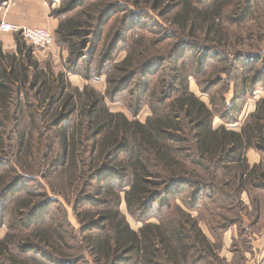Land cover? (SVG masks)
<instances>
[{
	"label": "trees",
	"instance_id": "trees-1",
	"mask_svg": "<svg viewBox=\"0 0 264 264\" xmlns=\"http://www.w3.org/2000/svg\"><path fill=\"white\" fill-rule=\"evenodd\" d=\"M60 1L51 14L59 19L54 33L68 49V69L85 56L83 39L89 35L90 53L96 52L113 16L109 27L117 24L119 31L101 54L107 61L120 35L136 28L139 11L133 9L145 7L165 19L172 34L144 38L147 46L139 54L130 50L114 66V77H107V92L126 90L137 75L165 61L170 82L160 80L157 96L149 90L151 114L144 121L110 111L87 88L77 110L79 92L65 90L61 75L60 90H31L47 83L32 61V46L15 36V52L0 49V225L8 229L0 239V264H79L84 258L90 264H218L217 244L230 227H236L238 240L231 260L223 261L233 264L240 257L237 264H243L246 235L264 227V96L239 130L227 124L237 123L246 100L264 87V46L254 42L264 36V25L260 34L234 37L227 20L251 12L255 0ZM168 39L174 41L163 44ZM241 46L247 48L235 49ZM217 67L231 87L221 75L200 83ZM189 76L210 94L208 103L189 90ZM142 83L129 92L133 115L148 93L149 83ZM219 85L222 90L210 93ZM215 117L221 121L217 127ZM250 148L262 156L252 166L244 157ZM54 176L61 188L50 181V190L64 201L71 193L77 228L66 221L59 200L39 204L38 193L26 188L38 177ZM245 193L251 205L246 223L240 216L248 210ZM122 201L141 223L137 231L119 210ZM50 202L58 214L44 213Z\"/></svg>",
	"mask_w": 264,
	"mask_h": 264
},
{
	"label": "rangeland",
	"instance_id": "rangeland-1",
	"mask_svg": "<svg viewBox=\"0 0 264 264\" xmlns=\"http://www.w3.org/2000/svg\"><path fill=\"white\" fill-rule=\"evenodd\" d=\"M11 0H0V21H6L9 22L8 20V4H10ZM264 0H255L253 1V4L251 3V12L248 13V11L243 12L240 11V14H234L231 15L230 19L227 20V24L232 28V32L235 33V36H245L247 37L248 35H253V34H260V29L258 26H263L264 25V4H262ZM55 6L53 9L59 8L61 6V1L60 0H54ZM52 3V4H53ZM256 4H262L257 6ZM145 8V7H144ZM144 8H136L133 10H136L137 12L139 11V22L136 24V28H132L129 30L127 33L124 32L120 37L118 38L119 40L116 43L115 48L112 50V55L110 56L107 61H102L101 54L105 52L109 42H111V39H113L117 36V32L119 31V25L117 24H111L109 27V24L111 23V16L110 19L104 24V28L102 29V32H100L99 35V45L97 47V50L95 53L91 54L90 49H91V35L87 36V39H83V42L88 43L87 44V49H85V56L82 57V60L78 65L75 67L77 71L74 70L72 67L71 69H68L70 67V64L67 62V57H68V49L66 47V44L62 43L59 41L56 36L54 31H50L46 28H43L50 32V34L53 37V43L51 44L50 47L48 48H41L37 47L34 45H31L27 43L22 36L19 34V32H8V33H1L0 34V49L3 50L4 42H12L13 40L15 41V36H19L23 42H25L26 45H30L33 47L34 52H33V58L32 61L38 64V72L42 73V80L46 79L45 87L41 86H36L33 87L31 90H51V87L56 88V90H60L59 87L60 85H57V79L58 76L61 75L63 78V81L65 82L66 89L65 90H77L79 92V96H76V106L77 110L80 109V105L85 103L86 100V94L84 93L83 90L85 88L89 90H94L96 93H99L102 96V100L104 105L112 112H121L126 114L130 118H135L140 121H144L150 114L151 110L148 106V95H149V90H156V95H159V90H160V80L165 79L166 84L168 85L169 80V74H170V69L168 67V63L162 62L160 65V69L156 67L157 65H153L148 67L147 73H142L140 75H137L130 83L128 88L126 90H123L119 93H117L114 96H111V93H108V86H107V77L113 78L114 77V66L122 60L128 53H131V51L137 50V54H139V51L143 49L145 46L144 44V38H156L157 36L155 34H158L159 36H163V34H172V31H170V28H172L169 23L165 19H162L159 17L158 13L156 11H153L152 9H144ZM52 9V10H53ZM132 9V7H131ZM116 14L121 15V12H116ZM115 15V14H114ZM59 21V19H57ZM137 21V19H135ZM232 20V21H231ZM240 21V22H239ZM230 22L236 23V25H230ZM11 23V22H10ZM239 23V24H238ZM35 28H41L35 27ZM153 33V34H152ZM82 41V38L79 39ZM261 40V41H258ZM174 39H168L165 43V45H170ZM254 42H261V46H264V36L261 39H255ZM15 43V42H14ZM134 43L135 46L133 45V48H131V44ZM3 48V49H2ZM241 49V48H247V47H236L235 49ZM131 50V51H130ZM91 56L90 58H88ZM84 57L87 59V63L83 62ZM136 57V56H135ZM134 57V58H135ZM189 59V58H188ZM210 62V67L213 64V59L210 57L208 58ZM190 60H194L190 56ZM191 66H194L195 61H190ZM212 64V65H211ZM209 67V68H210ZM213 68V67H212ZM211 68V69H212ZM214 70V69H213ZM217 75H221L223 78H226V83H230V87L232 85V81H229L230 79L229 76H226V74L222 73L219 71V67H217L212 74L208 75L206 74L203 77H200V83L203 82L204 78H216ZM159 80V82H158ZM188 88L191 92H193L196 96H198L201 100L204 102L208 103V98L210 94H204L200 90V85L199 81L197 82L193 76H189L188 79ZM138 82H141L140 86H142V82H146V84L149 83V89L148 93L145 96V99L143 100V103L141 105V110L139 113L133 115L131 108H129L131 103V97L130 95V90H138L139 87L136 84ZM158 82V83H157ZM167 85H166V90H167ZM203 85V83H202ZM224 85V84H223ZM221 85L213 88L211 92L215 93L217 90H222L223 87H220ZM228 86V85H227ZM143 87V86H142ZM164 88H162L163 90ZM230 91L227 93V96L229 97ZM264 96V87H260L256 90L255 94L246 100V102L243 105L242 113L239 117V120L236 124L238 125H228L227 127L230 129H235L239 127V123L241 124L244 120V115L246 112L250 109V106L253 104L252 101L259 99L260 97ZM45 104V102H44ZM43 104V106H44ZM78 104V105H77ZM42 106V108H43ZM77 110L74 112V114L71 115L70 120H75L76 115H77ZM133 115V116H132ZM221 121L218 117L213 118L212 120V126L217 127L220 125ZM44 132V131H42ZM58 176H54L53 178H44V177H38L37 181L34 182H29L27 183V190L29 191H36L38 193L37 197V203H42L48 200L47 198H50L51 200L54 201H60L63 204L64 210L66 212V221H68L72 226L77 228L79 226L75 216L74 212L72 210V206L70 204L71 202V193H67L66 200L64 201L62 197L55 195L49 187V182L51 181L52 184L59 186L61 188L60 183H59V178ZM62 190V189H61ZM246 194V193H245ZM244 195V194H243ZM242 198L248 199L249 197L246 194ZM68 202V203H66ZM173 203V202H172ZM250 204V203H249ZM55 203H49L47 209L44 211V213L51 215V214H58ZM119 210L121 211L122 214H124L127 222L129 223V226L134 229L138 230L139 227L141 226V223L138 221H135L126 211L125 204L123 201L119 205ZM157 210V209H156ZM42 213V210L40 211ZM196 215V213H193ZM241 218L243 219V222H249L250 220V211L248 210H242L240 213ZM8 216L5 215L3 217L4 220H8ZM6 220V221H7ZM42 225V224H41ZM205 230V228H204ZM8 231L5 225H0V239L3 237V235ZM239 246L241 249H244L242 244L239 243ZM217 252L220 254L222 252H227L226 248H222L221 244H217ZM233 255V254H232ZM232 258V256H231ZM240 257H237V259L233 262V264H237L239 261ZM231 260V259H230ZM79 264H90L88 258H84L81 263ZM218 264H226L225 261H223V258H221L220 262ZM231 264V263H230ZM241 264V261H240Z\"/></svg>",
	"mask_w": 264,
	"mask_h": 264
},
{
	"label": "crops",
	"instance_id": "crops-1",
	"mask_svg": "<svg viewBox=\"0 0 264 264\" xmlns=\"http://www.w3.org/2000/svg\"><path fill=\"white\" fill-rule=\"evenodd\" d=\"M55 6H57V4H48L44 0H11L7 8L9 9L8 21L9 23L11 22V24L19 26H41L42 28H46L53 32L58 24V20L51 14V11ZM14 42V40L12 42H4V49L2 48V52H15L16 44ZM257 100L258 99L252 101L253 104L250 106L251 110H248L244 117L254 110ZM235 125L238 124L235 123ZM240 125L241 124L239 123V127L234 130H239ZM244 157L250 166L257 164L262 160V156L251 148L244 151ZM244 195L246 196V194ZM244 195L242 196L244 197ZM242 200L247 205L248 211H251V205L249 204L248 199L245 201V199L242 198ZM246 238L249 242V249L244 250L245 261L243 264H264V227L262 226L258 230L251 231L250 234L246 235ZM234 240H238V231L236 227H230L223 232L220 240L222 248H226L227 252L218 253V255L226 262L231 259L233 252L231 246Z\"/></svg>",
	"mask_w": 264,
	"mask_h": 264
},
{
	"label": "built area",
	"instance_id": "built-area-1",
	"mask_svg": "<svg viewBox=\"0 0 264 264\" xmlns=\"http://www.w3.org/2000/svg\"><path fill=\"white\" fill-rule=\"evenodd\" d=\"M13 31L19 32L27 43L37 47L48 48L53 43L52 35L43 28L19 26L6 21H0V33Z\"/></svg>",
	"mask_w": 264,
	"mask_h": 264
}]
</instances>
